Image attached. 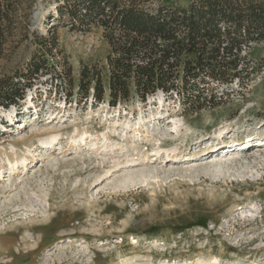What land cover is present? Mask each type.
Returning <instances> with one entry per match:
<instances>
[{
  "label": "rangeland",
  "instance_id": "rangeland-1",
  "mask_svg": "<svg viewBox=\"0 0 264 264\" xmlns=\"http://www.w3.org/2000/svg\"><path fill=\"white\" fill-rule=\"evenodd\" d=\"M15 2L0 79L54 32L73 86L40 72L0 107V264H264V43L253 80L197 110L158 93L113 108L76 94L101 30L71 31L63 0Z\"/></svg>",
  "mask_w": 264,
  "mask_h": 264
},
{
  "label": "trees",
  "instance_id": "trees-1",
  "mask_svg": "<svg viewBox=\"0 0 264 264\" xmlns=\"http://www.w3.org/2000/svg\"><path fill=\"white\" fill-rule=\"evenodd\" d=\"M56 10L73 32L101 30L108 46L104 60L81 66L80 101L115 108L161 92L197 110L259 70L247 51L264 43V0H63ZM15 13V0H0V59ZM34 42L23 71L0 79V107L18 105L40 72L73 86L56 33Z\"/></svg>",
  "mask_w": 264,
  "mask_h": 264
},
{
  "label": "bare ground",
  "instance_id": "bare-ground-1",
  "mask_svg": "<svg viewBox=\"0 0 264 264\" xmlns=\"http://www.w3.org/2000/svg\"><path fill=\"white\" fill-rule=\"evenodd\" d=\"M44 17H45V14L44 13H40L39 14V17L37 18V22H36V24L38 23V26H40V20H42V19H44ZM159 95H161L162 93L161 92H159L158 93ZM223 159H225V157L224 156H212V157H210V158H208L207 160L209 161H221V160H223ZM211 163V162H210Z\"/></svg>",
  "mask_w": 264,
  "mask_h": 264
},
{
  "label": "water",
  "instance_id": "water-1",
  "mask_svg": "<svg viewBox=\"0 0 264 264\" xmlns=\"http://www.w3.org/2000/svg\"><path fill=\"white\" fill-rule=\"evenodd\" d=\"M36 17L37 16H39V13H36V15H35ZM32 24H34L35 25V20L33 21V23Z\"/></svg>",
  "mask_w": 264,
  "mask_h": 264
}]
</instances>
